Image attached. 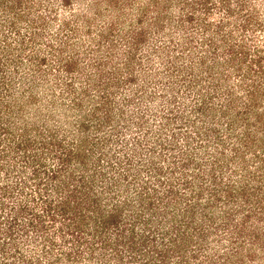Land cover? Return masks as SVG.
Listing matches in <instances>:
<instances>
[{
  "label": "rangeland",
  "instance_id": "obj_1",
  "mask_svg": "<svg viewBox=\"0 0 264 264\" xmlns=\"http://www.w3.org/2000/svg\"><path fill=\"white\" fill-rule=\"evenodd\" d=\"M0 264H264V0H0Z\"/></svg>",
  "mask_w": 264,
  "mask_h": 264
}]
</instances>
